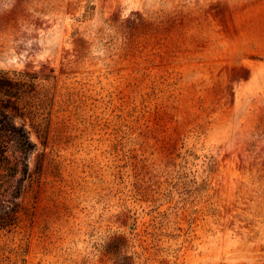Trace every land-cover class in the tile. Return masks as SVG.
<instances>
[{
    "label": "rangeland",
    "instance_id": "1",
    "mask_svg": "<svg viewBox=\"0 0 264 264\" xmlns=\"http://www.w3.org/2000/svg\"><path fill=\"white\" fill-rule=\"evenodd\" d=\"M0 68L40 101L0 264H264V0H0Z\"/></svg>",
    "mask_w": 264,
    "mask_h": 264
},
{
    "label": "trees",
    "instance_id": "2",
    "mask_svg": "<svg viewBox=\"0 0 264 264\" xmlns=\"http://www.w3.org/2000/svg\"><path fill=\"white\" fill-rule=\"evenodd\" d=\"M37 81V73L0 68V169H18L20 165L26 169L27 156L36 148L30 138L27 121L33 120L38 113ZM1 182L0 204L5 197ZM17 193L18 186H15L12 194ZM17 220V211L0 212V229L15 224Z\"/></svg>",
    "mask_w": 264,
    "mask_h": 264
}]
</instances>
